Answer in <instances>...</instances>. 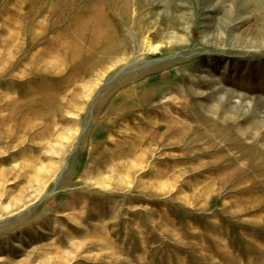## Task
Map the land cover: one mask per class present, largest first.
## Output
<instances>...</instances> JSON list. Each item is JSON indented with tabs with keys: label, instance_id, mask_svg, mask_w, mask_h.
<instances>
[{
	"label": "rangeland",
	"instance_id": "obj_1",
	"mask_svg": "<svg viewBox=\"0 0 264 264\" xmlns=\"http://www.w3.org/2000/svg\"><path fill=\"white\" fill-rule=\"evenodd\" d=\"M0 264H264V0H0Z\"/></svg>",
	"mask_w": 264,
	"mask_h": 264
}]
</instances>
